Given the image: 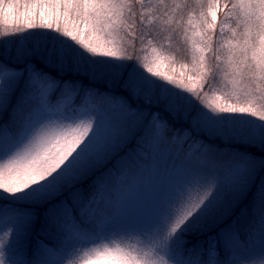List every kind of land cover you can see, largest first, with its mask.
<instances>
[{"label": "snow or ice", "instance_id": "snow-or-ice-1", "mask_svg": "<svg viewBox=\"0 0 264 264\" xmlns=\"http://www.w3.org/2000/svg\"><path fill=\"white\" fill-rule=\"evenodd\" d=\"M0 264H264V0H0Z\"/></svg>", "mask_w": 264, "mask_h": 264}]
</instances>
